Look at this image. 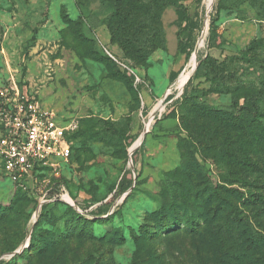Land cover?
<instances>
[{
	"label": "rangeland",
	"instance_id": "obj_1",
	"mask_svg": "<svg viewBox=\"0 0 264 264\" xmlns=\"http://www.w3.org/2000/svg\"><path fill=\"white\" fill-rule=\"evenodd\" d=\"M145 1L156 5L165 43L161 40L149 63L141 65L111 42L108 20L114 4L107 0H0V83L14 76L46 108L77 117L80 129L84 120L96 125L87 144L74 147L68 162L48 168L30 189L15 184L0 162V206L10 208L0 217V264H264V247L255 252L246 242L247 224L264 233V0H215L209 14L204 0ZM207 17L218 33L213 42L208 37L200 59L210 54L204 71L228 86L199 82L193 73L179 93L172 87ZM222 40L230 45L219 47ZM258 41L263 45L249 48ZM245 49L244 58L238 50ZM193 86L213 106H231L237 99L243 104L245 96H256V105L239 117L247 124L243 144L231 118V125L222 124L220 116L198 120L204 144L189 176L236 192L230 194L232 208L222 209L210 225L186 232L171 223L167 229L156 227L153 211L160 200L168 201L167 176L182 165L185 154L193 158L186 125H197L181 107ZM160 103L165 110L139 141ZM62 185L88 218L99 212L109 219L92 222L88 238L60 237L63 205L39 222L34 216L39 202ZM115 230L120 236H106ZM33 231L42 243L54 235L58 246L30 247Z\"/></svg>",
	"mask_w": 264,
	"mask_h": 264
},
{
	"label": "trees",
	"instance_id": "obj_2",
	"mask_svg": "<svg viewBox=\"0 0 264 264\" xmlns=\"http://www.w3.org/2000/svg\"><path fill=\"white\" fill-rule=\"evenodd\" d=\"M107 1L111 4H114V12L110 14V19L108 20V25L111 31V42L116 43L121 48V50L126 55L131 57L136 63L146 65L149 63V57L151 53L158 47L159 44L162 46V43H165L163 30L159 26L160 20L158 18V12L156 11V5H153V3L151 5V2H147L145 0ZM131 13H134L132 15H138L137 18L131 17ZM138 13H142L143 16H139ZM113 21L119 25V32L115 30ZM217 33L215 21L212 20L209 33L210 42L216 40ZM226 45H230L229 42L222 40L218 46L225 47ZM259 45H263V42H252L249 48L258 47ZM230 47L234 50L237 49L236 46ZM238 51L242 57H247L248 51L246 49ZM101 57L106 58L102 55ZM199 61V65L193 74L192 79L199 82L202 79H205L206 81L218 84L220 86H228L227 82L224 81L223 78H220L218 75H212L209 71H204V66L210 62V54H207L204 59H199ZM228 77L226 78L228 79ZM226 90L228 92L230 91V88H227ZM203 96L204 93L201 91L200 87L193 86L191 91L184 96L181 103L183 110L188 113V118L190 119L189 121L197 125V128L193 129H191V126L186 125V129L189 133V136L191 137L188 145L190 151L189 154L193 153V158L191 156L192 161H190L189 156L186 157L185 154L183 156L182 165L172 174L167 176L170 181L167 193L168 201L164 203L162 200H160L159 207L153 211V219L159 222V225H156V227H164L167 229V224L171 223L172 225H177L178 229L182 228L186 232H195L198 227L201 229L203 225L207 226L213 223L218 217L219 213H221L222 209L232 208L234 204L233 198L230 194L233 191L236 192V189L222 185H214L209 179L204 177L200 178L197 182H194L189 176V171L192 168L195 169L194 167L197 165V162L194 160V155L199 150L198 148H201L204 144L203 138L205 129L200 128L198 125V120L200 117H204V119H210V117L220 116V121H222V124L231 125L229 122V118H231V121H233L237 126L238 135H236V139L237 141H240L241 144H243V142L246 141L245 129L247 128V124L243 120H240L239 117L243 115L245 110L251 108L253 109L255 107L256 96H245L243 104H240V100L237 99L231 106L210 105L205 100H203ZM190 115L192 119L190 118ZM94 123L95 122L93 119L84 120L81 129L79 126V129L73 134L72 139L74 143L72 146L71 157L74 152V147L76 148L78 144L80 147H82L83 145L87 144L88 139L95 136L94 130L96 125ZM249 123L252 124L251 122ZM256 136L257 134L252 131V139L258 140ZM249 140H251V138ZM134 154L135 153H133V155ZM125 189H128V187ZM96 200L97 199L95 197H92L90 203L95 204ZM253 201H256V199L253 198L249 200V202ZM60 205L66 207V213L64 214V217L66 218L64 219V225L61 228V231L63 230V232L59 233L61 238L71 237L73 235L80 238H88L86 235L90 234L91 232L90 229L92 228V222L96 221L97 219H105V216L99 214V212L95 213L94 215L92 214V218H88L86 214L77 211L73 206L63 201L57 200L53 203L44 205L40 211L37 222H39L45 216H50V214L53 213V210ZM9 212L10 208L8 209L7 206L3 209L0 206V217L6 216ZM106 218L109 217L107 216ZM106 220L109 219H105L104 221ZM69 223H72L73 226H69ZM246 233V242L252 251L257 252L258 249L264 247L263 232L256 229L253 225L247 224ZM106 236H110L111 239H114L116 236H120V233L118 230H115L113 233ZM49 238L50 240L42 243L36 237L33 231L29 241L30 247L38 244L41 246V251H44L50 246H58V239L54 235L50 236ZM15 250L16 248H11V252H14ZM16 255L17 254H15L13 257ZM24 258L25 256L20 258V260H24Z\"/></svg>",
	"mask_w": 264,
	"mask_h": 264
},
{
	"label": "built area",
	"instance_id": "obj_3",
	"mask_svg": "<svg viewBox=\"0 0 264 264\" xmlns=\"http://www.w3.org/2000/svg\"><path fill=\"white\" fill-rule=\"evenodd\" d=\"M79 125L77 117L59 115L43 106L38 95L24 89L14 76L0 83V162L4 174L30 189L48 168L69 161L72 136ZM57 200L84 213L62 185L58 193L39 202L34 216L40 214L43 204Z\"/></svg>",
	"mask_w": 264,
	"mask_h": 264
},
{
	"label": "bare ground",
	"instance_id": "obj_4",
	"mask_svg": "<svg viewBox=\"0 0 264 264\" xmlns=\"http://www.w3.org/2000/svg\"><path fill=\"white\" fill-rule=\"evenodd\" d=\"M214 2H215V0H204L205 8H206L208 14L211 11V8H212ZM209 25L210 24H209L208 17H207V20L205 22L203 30H202V32L200 34L198 44H197L194 52L192 53V56H191L190 60L187 63V65L184 68V70L181 72L178 80L176 81V83L172 87V89L177 90V92H179V93L182 92L186 82L189 80V78L194 73V71L196 69V66H197V64L199 62V59H200L201 51L207 45L208 37H209ZM164 110H165V106L162 103H160L158 106H156L154 108L152 114L150 115V119L146 123L145 132H147L150 129L151 125L153 124L155 115H159ZM142 139H143V137L141 136L139 141H141ZM130 151L132 152V150H130Z\"/></svg>",
	"mask_w": 264,
	"mask_h": 264
},
{
	"label": "water",
	"instance_id": "obj_5",
	"mask_svg": "<svg viewBox=\"0 0 264 264\" xmlns=\"http://www.w3.org/2000/svg\"><path fill=\"white\" fill-rule=\"evenodd\" d=\"M200 62V61H199ZM199 62H198V64H197V66H196V69H197V67H198V65H199ZM196 69H195V71H196ZM195 71H194V73H195ZM165 98H166V96H165ZM165 98H164V100H165ZM146 133L147 132H144V134H143V140L145 139V137H146ZM133 154V151L131 152L130 151V155H132ZM38 214V213H37ZM31 237V235L29 236V238ZM17 252H19V251H15L14 253H17Z\"/></svg>",
	"mask_w": 264,
	"mask_h": 264
}]
</instances>
